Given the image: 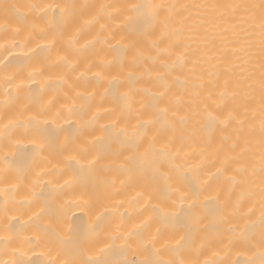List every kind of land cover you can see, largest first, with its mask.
Instances as JSON below:
<instances>
[{"label": "bare ground", "instance_id": "1", "mask_svg": "<svg viewBox=\"0 0 264 264\" xmlns=\"http://www.w3.org/2000/svg\"><path fill=\"white\" fill-rule=\"evenodd\" d=\"M260 2L0 0V264H261Z\"/></svg>", "mask_w": 264, "mask_h": 264}, {"label": "snow or ice", "instance_id": "2", "mask_svg": "<svg viewBox=\"0 0 264 264\" xmlns=\"http://www.w3.org/2000/svg\"><path fill=\"white\" fill-rule=\"evenodd\" d=\"M15 7V5H13ZM134 8L141 10L143 14L146 16H154L156 14V9H158L159 5H152V4H140V5H133ZM236 8L240 7H246V8H254L256 7L255 5H236ZM261 9V18H262V23H261V28L264 30V0H261L260 5ZM262 157H264V153H262ZM262 172H264V167L261 169ZM83 264H110V262H100V261H95V260H89L83 262ZM124 264H128V262H124ZM142 264H183L182 261H165V260H156V261H143ZM205 264H209V262H205ZM261 264H264V260L261 261Z\"/></svg>", "mask_w": 264, "mask_h": 264}]
</instances>
